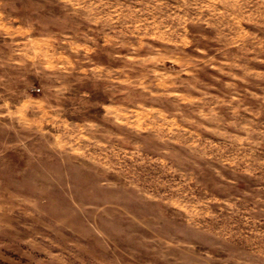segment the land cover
<instances>
[{"label":"rangeland","instance_id":"374dc122","mask_svg":"<svg viewBox=\"0 0 264 264\" xmlns=\"http://www.w3.org/2000/svg\"><path fill=\"white\" fill-rule=\"evenodd\" d=\"M0 264H264V0H0Z\"/></svg>","mask_w":264,"mask_h":264}]
</instances>
